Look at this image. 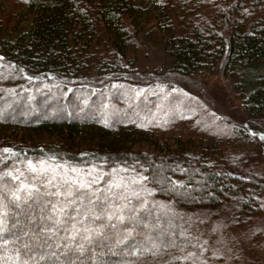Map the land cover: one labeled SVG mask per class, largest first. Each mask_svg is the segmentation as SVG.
Masks as SVG:
<instances>
[{
    "label": "trees",
    "instance_id": "trees-1",
    "mask_svg": "<svg viewBox=\"0 0 264 264\" xmlns=\"http://www.w3.org/2000/svg\"><path fill=\"white\" fill-rule=\"evenodd\" d=\"M11 1L28 17L0 24V264H264L254 237L231 245L264 227V0H149L171 70L223 78L229 141L208 150L138 124L176 89L127 83L135 0Z\"/></svg>",
    "mask_w": 264,
    "mask_h": 264
},
{
    "label": "rangeland",
    "instance_id": "rangeland-1",
    "mask_svg": "<svg viewBox=\"0 0 264 264\" xmlns=\"http://www.w3.org/2000/svg\"><path fill=\"white\" fill-rule=\"evenodd\" d=\"M135 1V4L139 7V10L133 16V18L135 17L134 20L137 25L136 30L138 37L136 44L130 45L126 54L127 61L132 66L133 71L126 76L127 83L149 88L151 85L160 82V80L164 78V80L169 83H174L176 89L167 94L148 91L147 94L149 97H152V95H154L153 97H157L161 93L160 95L162 98L160 97V101L164 104L162 105L163 114L162 116L156 115L155 118L152 117L154 114H148L150 118L140 119L138 124L141 126L145 124L148 125L150 129H153L165 139L180 136V139H182L185 144V146H183L184 148L206 147L208 150L209 148L215 149L224 146V144L229 141V137L225 138V136L223 137L222 135L226 134L230 136V133L225 130L224 127L220 126L217 127V131L220 130V132L211 129V125L215 122L214 116L217 114L214 111H219L216 100L219 96H222L224 92L223 78L207 77L196 81L197 84L194 86L192 83L186 81L185 78L177 76L171 70V61L167 54V47L158 31L155 7L149 0ZM9 12H13L15 15L21 17L20 22H25L28 17V12L25 7L14 4L11 0H0V24L6 22V16ZM136 17H139V19H136ZM144 94V99L140 101L128 98L123 109L126 111L128 108L126 106H130L131 101L135 103L138 109L143 107L144 105L142 104L145 102L147 103L148 97L146 92H144ZM220 100L221 98L219 101ZM160 101L157 102L159 103ZM149 106L154 107L152 104ZM202 110L204 111L203 115L198 112ZM194 113H197L196 116ZM223 113L227 114L226 111H223ZM197 115L199 117H197ZM196 118L199 119L198 122H196ZM84 142H82V145L87 148L96 142V140L87 139ZM147 143L146 140L134 134L127 141V147L133 148L134 151L152 152L153 146ZM261 152H264V146ZM262 229L264 230V227H262ZM263 230L255 236L250 235L236 238L231 245H243L245 247V244L252 243L253 240L251 239L254 237V243L256 244L255 248H257L258 244H264ZM237 248L236 250L239 252L241 248ZM263 255L264 250L261 253H257L256 258L261 259ZM245 256L249 261H254L256 263L257 259L251 256V254L246 253ZM233 262L238 264V260H234Z\"/></svg>",
    "mask_w": 264,
    "mask_h": 264
},
{
    "label": "snow or ice",
    "instance_id": "snow-or-ice-1",
    "mask_svg": "<svg viewBox=\"0 0 264 264\" xmlns=\"http://www.w3.org/2000/svg\"><path fill=\"white\" fill-rule=\"evenodd\" d=\"M5 151H8V150L5 149ZM73 183H75V182H73ZM81 186H82V185H81ZM69 194H71V193H69ZM16 198L19 199L18 196H17ZM52 208L55 210L56 206H55V205H52ZM98 218H99V217H98ZM57 222H59L58 219H57ZM0 233H3L2 221H0ZM3 240H4V236H3V235H0V241H3Z\"/></svg>",
    "mask_w": 264,
    "mask_h": 264
}]
</instances>
